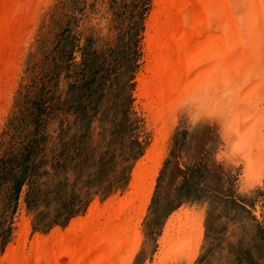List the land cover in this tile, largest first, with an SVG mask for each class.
Listing matches in <instances>:
<instances>
[{
  "label": "rangeland",
  "instance_id": "1",
  "mask_svg": "<svg viewBox=\"0 0 264 264\" xmlns=\"http://www.w3.org/2000/svg\"><path fill=\"white\" fill-rule=\"evenodd\" d=\"M146 2L147 10L141 20L139 13ZM153 9L154 0L42 1L21 42L18 69L10 84L4 111L0 112V167L10 152H23L29 146L33 148L32 142L37 141L35 148L42 161L40 171L48 175L41 177L42 196L37 204H27L26 186L15 198L9 190L11 181L0 180V236L4 234L1 230L11 228L9 240L4 244L0 241V259L10 246L18 245L17 234L22 220L28 223L25 238L28 247L33 238H47L54 231L64 232L77 219L83 221L93 204L101 209L113 198L123 199L131 192L133 169L156 140L146 100L136 96L139 79L151 76L146 71L145 40ZM138 23L143 24L137 45L140 56L138 67L131 73L132 66H127L126 62L132 64L134 56L129 50L134 49L135 43L127 41L122 34L129 27L136 29ZM86 47L113 66L109 72L99 74L103 80L117 78L118 71L123 76L119 82L132 79L129 82L132 86H120L119 89L117 84L101 81L93 97L74 99L70 87L79 77L76 64L82 60V49ZM111 50L124 60L114 62ZM128 69L129 73H126ZM217 80L219 82L215 81V84L203 86V94L209 89L211 97L202 96L198 101L191 92L190 96L186 95L178 104L180 110L177 106L175 117L172 116L169 126L167 124L170 133L158 145L163 146V158L151 188H148L147 203L137 230L139 248L130 264H264V158L256 157L259 161L256 166H250L247 177L243 162L246 152L260 145L264 138L260 135L264 133V86L259 88L257 101L252 105L230 112L227 103L224 105L218 99L222 105L217 106L213 101L221 95L219 90L222 91V78ZM117 98L122 111L114 121L111 112L118 106ZM211 104L210 109L208 105ZM242 110L248 113L243 114ZM218 114L221 119H215ZM125 117L130 120V126H118ZM258 118L259 123L263 122L260 130L253 125ZM134 141L144 145L142 154L134 161H126L124 154L136 150ZM64 160L61 168L53 165L55 161L62 163ZM128 166L130 171L125 188H118L104 197L101 191L91 187L90 193L82 199L87 204L81 213L67 221L66 214L59 217L58 210L74 199L72 194H83L88 190L82 171L89 168L94 172L90 181L96 182L101 177L98 171L102 169L101 182L106 186L114 180L115 173ZM189 167L198 168L196 176L203 175L205 179L193 180L180 195L183 177ZM185 212L193 213L197 223H190ZM178 213L181 214L179 221L167 228L171 217ZM54 220L55 223L50 224ZM165 227L169 229L165 234L167 239L177 233L184 234L185 250L176 262L161 256L155 259Z\"/></svg>",
  "mask_w": 264,
  "mask_h": 264
},
{
  "label": "bare ground",
  "instance_id": "2",
  "mask_svg": "<svg viewBox=\"0 0 264 264\" xmlns=\"http://www.w3.org/2000/svg\"><path fill=\"white\" fill-rule=\"evenodd\" d=\"M42 1L0 0V112L4 111L10 84L18 69L21 42ZM154 7L145 40L146 71L151 76L139 79L136 96L146 100L156 140L133 169L131 192L123 199L113 198L101 209L93 204L83 221L77 219L64 232L54 231L47 238H33L28 247L25 245L28 223L22 220L17 234L18 245L7 249L0 264H130L139 248L140 234L137 230L147 203L148 188H151L163 158V146L160 148L158 145L170 133L168 122L172 116L175 117L177 106L180 110L179 102L190 92L198 101L202 96H210L208 87L203 94V86L205 83L215 84L217 78H222V91L219 90L221 97L213 100L215 105L227 103L229 111L233 112L257 101L258 90L264 86V0H154ZM208 106L210 108L212 104ZM216 113L220 114V111ZM219 114L215 119H221ZM259 121L260 118L256 121L258 124L253 121L257 130L264 126ZM262 134L261 137L264 136ZM261 141L244 156L246 177L250 166H256V161H259L256 157L264 158V138ZM253 151L257 153L253 154ZM185 213L190 223L196 222L193 213ZM180 215H173L167 228L176 224ZM167 231L169 229L165 227L163 237L159 238L160 253L155 259L161 256L176 262L185 250L184 234L177 233L167 239Z\"/></svg>",
  "mask_w": 264,
  "mask_h": 264
},
{
  "label": "trees",
  "instance_id": "3",
  "mask_svg": "<svg viewBox=\"0 0 264 264\" xmlns=\"http://www.w3.org/2000/svg\"><path fill=\"white\" fill-rule=\"evenodd\" d=\"M147 4H148L147 2L144 4L142 8V13H139L141 20H142V16L144 15L143 12L147 10L145 8ZM142 25L143 24L138 23V26L136 27V29L129 27L122 34V37L128 38L127 41L135 43L134 49L129 50L134 56L132 58V64H130V61H128L129 59L126 60L128 61L126 62V65L132 66V70H130L131 73H133L134 70L138 67L137 60L140 54H139L137 45L140 40V33L142 32V29H143ZM98 54L99 53L97 52L89 50L87 47L82 49L83 58L80 61V63L76 64L79 77L74 82V84H72L70 87L71 90L73 91L72 97L74 99L81 100L83 98L93 97L94 92L97 90V86L99 85L101 81L117 84L116 85L117 88H119L120 86H127V85L129 87L132 86V84H129V82L132 79H130L129 82L128 81L119 82V78L122 80L123 76L119 75L118 71L116 72L117 78L115 79L108 78L106 80H103L104 78H102V76H99V74H101L104 71L109 72V68L111 69V67L113 66L109 64V62H107V59H104L103 57H101V55L99 56ZM110 54H111V58L116 63L118 61L120 62V60H124L123 59L124 57L121 56L120 54H117V52H115L114 50H111ZM118 58H121V59H118ZM126 73H129V69L127 70ZM118 100L119 98H117V101H116V105H118L116 107V110L114 109L111 112L113 113L112 119L114 121H116L118 114L120 113V111H122L120 110L121 109L120 104H119L120 100L119 101ZM105 113H108V112H105ZM124 119L125 120L122 119L120 121L118 126H121V127L130 126V123H131L130 120H128L127 117H125ZM36 142L37 141L32 142L34 146L33 148L29 146L28 150L24 148V150H22L23 152H16V153H13V151L10 152L8 154L9 156L3 159V166L0 167V180L1 179L3 180L4 178V179H7L8 182L11 181V186H9V190L11 191V194L14 195L15 198L21 193L23 186L27 187L26 195H25L27 204H31V203L37 204V201L40 200L42 196V187L40 186L43 184V182L41 181V177L44 174L48 175V173L40 171L39 164H41L40 162L42 161L38 159L39 151L37 148H35ZM133 144L136 150L132 154H124L127 158L126 161H129V160L134 161L137 158H139V156H141L142 154L144 145H142L138 141H134ZM25 153L29 154V156H26ZM64 164H65V160L62 163L59 161H55L53 165L61 168ZM196 169L198 168L196 167L187 168V171L183 177V183L181 185L180 195L183 194V190L186 187L188 188V185L193 180L198 179V178L201 180L205 179L203 175L199 177L196 176V173H197V171H195ZM101 171L102 169L98 171V174L101 175L102 177L103 174H101ZM129 171H130V166L124 167L122 171L115 173L114 180H112L110 185H106V186L103 185V183L101 182V179H102L101 177L100 178L98 177L96 182L90 181L92 180V177L94 176V172H92L89 168H87L85 171H82L83 176L85 177V181H86L84 185L88 187V190H86V192H83V194L82 193L72 194L74 199L72 201H69L66 205H64V207L60 210L61 213L58 210L59 217H63V215L66 214L67 216H66L65 221H67L69 217L75 214L81 213L85 209V206L87 204L85 201L83 203L82 199H84V197H87V194H89L92 189L91 187H95L96 189H98V191H101L104 197H108L118 188L119 189L125 188L127 181H128ZM55 221L56 220L52 221L50 224L55 223ZM1 231H3L1 233H4V234L0 236V241H2V244H4L5 242L9 240L8 238L10 237L11 228L8 227L5 230H1Z\"/></svg>",
  "mask_w": 264,
  "mask_h": 264
}]
</instances>
